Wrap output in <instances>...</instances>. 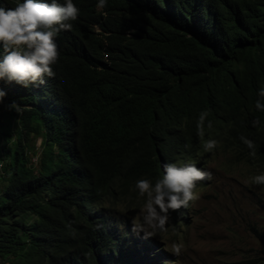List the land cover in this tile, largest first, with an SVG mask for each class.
<instances>
[{
	"label": "trees",
	"instance_id": "trees-1",
	"mask_svg": "<svg viewBox=\"0 0 264 264\" xmlns=\"http://www.w3.org/2000/svg\"><path fill=\"white\" fill-rule=\"evenodd\" d=\"M73 3L79 18L54 38L56 76L26 88L0 79V264H158L171 255L125 213L146 204L138 180L154 185L167 163L209 172L214 136L264 174V0Z\"/></svg>",
	"mask_w": 264,
	"mask_h": 264
},
{
	"label": "clouds",
	"instance_id": "clouds-1",
	"mask_svg": "<svg viewBox=\"0 0 264 264\" xmlns=\"http://www.w3.org/2000/svg\"><path fill=\"white\" fill-rule=\"evenodd\" d=\"M107 0H98V7L106 8ZM80 9L73 0H23L15 7L0 5V46L4 55L0 58V79L7 82H15L22 87H28L30 82L44 83V77L54 78L53 70L59 60V50L55 37L63 31H71L72 23L79 18ZM130 32H135L131 29ZM7 93L0 89V102ZM261 99L255 103L259 111H264V88L258 92ZM9 108L17 113L21 112V106L15 101L9 104ZM209 112H202L197 123L198 135H204L205 120ZM253 127L258 126L259 120L251 121ZM208 128L212 127L208 121ZM240 140L251 150L250 155L255 156L257 145L251 139L241 135ZM216 140H209L205 144V150L210 151L217 146ZM164 175L153 185L148 179H140L136 182V189L141 197L146 196V204L140 213L138 220H132L131 231L143 233V238L156 237L159 232L166 230L171 220V212L181 207L188 208L189 201L199 199L193 191L197 182L210 180L211 173L203 171L195 166V163L178 166L175 163L163 165ZM255 185H264V174L252 178ZM99 227V225H97ZM182 246L174 244L172 253L176 256L182 254ZM160 260V261H167ZM159 261V262H160Z\"/></svg>",
	"mask_w": 264,
	"mask_h": 264
},
{
	"label": "rangeland",
	"instance_id": "rangeland-1",
	"mask_svg": "<svg viewBox=\"0 0 264 264\" xmlns=\"http://www.w3.org/2000/svg\"><path fill=\"white\" fill-rule=\"evenodd\" d=\"M212 140L218 143L207 163L211 179L193 190L199 199L183 208L181 223L169 222L152 238L171 255L165 264H260L263 254L255 232L264 230V188L252 182L260 171L221 137ZM30 142L39 147V138ZM143 208L125 213L132 222ZM174 244L182 246L181 255L172 253Z\"/></svg>",
	"mask_w": 264,
	"mask_h": 264
},
{
	"label": "flooded vegetation",
	"instance_id": "flooded-vegetation-1",
	"mask_svg": "<svg viewBox=\"0 0 264 264\" xmlns=\"http://www.w3.org/2000/svg\"><path fill=\"white\" fill-rule=\"evenodd\" d=\"M166 261H160L158 264H165Z\"/></svg>",
	"mask_w": 264,
	"mask_h": 264
},
{
	"label": "water",
	"instance_id": "water-1",
	"mask_svg": "<svg viewBox=\"0 0 264 264\" xmlns=\"http://www.w3.org/2000/svg\"><path fill=\"white\" fill-rule=\"evenodd\" d=\"M163 260H166V259H163Z\"/></svg>",
	"mask_w": 264,
	"mask_h": 264
}]
</instances>
